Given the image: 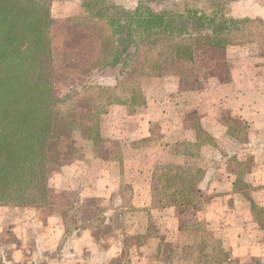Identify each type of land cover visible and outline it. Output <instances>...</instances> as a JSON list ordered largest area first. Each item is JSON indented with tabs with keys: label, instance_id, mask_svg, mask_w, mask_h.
Returning <instances> with one entry per match:
<instances>
[{
	"label": "crops",
	"instance_id": "crops-1",
	"mask_svg": "<svg viewBox=\"0 0 264 264\" xmlns=\"http://www.w3.org/2000/svg\"><path fill=\"white\" fill-rule=\"evenodd\" d=\"M73 5L62 16L79 9ZM237 46L227 49V79L212 74L204 86L193 88L176 70L155 77V86L144 84L142 104H112L100 124L108 152L89 139L64 147L61 170L50 186L70 199L49 207H0V214H7L0 218L3 226L18 233L27 228L43 244L31 250L32 259L39 251L47 258L44 264H113L128 251L131 264H176L162 257L165 244L182 254L184 225L193 230L203 223L218 226L221 251L230 259L224 264H264V216L258 212L264 210V56L230 53ZM235 125L244 128L242 135ZM169 166L201 169L194 203L164 198L157 205L153 184ZM95 199L100 208H87ZM141 212L156 214L155 233H149V217L134 219ZM105 228L118 230L109 236ZM3 244L15 262L30 252L23 239Z\"/></svg>",
	"mask_w": 264,
	"mask_h": 264
},
{
	"label": "trees",
	"instance_id": "trees-1",
	"mask_svg": "<svg viewBox=\"0 0 264 264\" xmlns=\"http://www.w3.org/2000/svg\"><path fill=\"white\" fill-rule=\"evenodd\" d=\"M52 1L0 0V206L50 205V180L61 169V145L75 129L100 148L101 117L112 104H142L145 75L169 74L177 58L192 61L202 46L222 53L232 43L230 23L238 22L220 14L222 9L207 15L88 0L87 20L80 16L73 21L92 29L95 25L94 33L74 38L77 52L87 44L78 53L93 57L80 79L90 93L59 97L54 87ZM113 70L117 83H102ZM201 178L199 168L166 167L163 183L153 184V197L189 205L200 192Z\"/></svg>",
	"mask_w": 264,
	"mask_h": 264
},
{
	"label": "rangeland",
	"instance_id": "rangeland-1",
	"mask_svg": "<svg viewBox=\"0 0 264 264\" xmlns=\"http://www.w3.org/2000/svg\"><path fill=\"white\" fill-rule=\"evenodd\" d=\"M87 1L88 0H53L51 4L48 3V5L50 4L49 8L51 10V16L52 18H54V23L51 29L53 73L55 92L59 97H62L69 93H71V95L73 96L83 97L84 95H88L90 93L88 92L90 89L85 88L84 86L85 81L80 82V79L87 63H89L93 57H89L90 54L84 55L78 53L88 49L87 47L89 46L85 44L82 48H80V50L78 49L77 52L74 44V38L79 35V37H83L88 33H94L95 25H92V29L90 27H86L85 25L77 24L75 23V21H73L80 16H82L81 18H86L87 20L88 15L91 13L86 11L87 9L84 8V4ZM111 1L119 5L121 4L123 7H126L128 9H136L139 4L143 3L157 11H174L179 13H186L187 11H201L207 13V15H212L213 11H220L222 9L223 13L220 14H225L226 18H235L236 20H238L237 23H230L231 32H229V39L230 41H232V43L229 44L226 50L222 51V53L212 52L211 49H207L206 46H202L196 50L194 55L195 57H193L194 60L191 61V57L187 58L183 56L179 57V59L177 58L174 61L170 73H175L176 70L182 71L184 74V79L187 80L185 85L188 83V86H192L193 88H200L204 86L205 82L209 80L212 74L218 75L221 79H227L229 77L231 68V62L227 58L229 57V53L227 50L229 47L232 48L233 46L239 45L236 48H233V50L230 52L233 55H238L241 57H251L253 55L262 54L264 56V0ZM215 1L218 2L217 4H220L221 7H217V5L214 6ZM62 3L68 5V8L64 6V10L72 8L74 6L73 3H76V5L79 6V9L73 14L62 16ZM55 11H57V13H55ZM206 33L210 32L208 31ZM81 49L83 50L81 51ZM96 51L92 53L95 54ZM94 71H96V69H94ZM148 74L145 75L144 79L141 82L142 87L144 84L147 86L157 85L154 79L155 77H157V75L151 73ZM116 75L117 70L109 71L103 78L102 83L116 84L119 80H116V77L118 76ZM124 87L123 85L120 86V88ZM86 103L91 104L92 102L87 101ZM80 104L85 105V103L82 102ZM236 127L241 129L239 133L240 135H242L245 131L244 128L239 126ZM70 138L71 140L69 141L68 139L63 141L61 145L62 149H65L66 147L71 149V144H74L76 147V144H79L80 141L87 139L81 129H75ZM100 148L101 150L103 149V153L108 152L107 144L105 145V147L103 144ZM72 151H74V149ZM70 156H75V152H73V154L71 152ZM61 163H63V159L61 160ZM58 173L53 174L51 178H53ZM162 183L163 179L159 181V184ZM51 188L54 190V193L51 196V203L61 204L64 203L65 200L70 199L69 195L67 197L64 192L58 191L53 187ZM72 192H70L71 195ZM198 197L199 193L194 197V199L197 200ZM163 199L164 197L162 196L156 197L157 205H159V202H162ZM194 201L192 203H194ZM50 205L47 206L49 207ZM87 206H89L87 208L94 210L100 208L98 200L96 199L89 201ZM258 212L260 218L262 219L264 216V210H258ZM6 216V213H3L2 215L0 214V218ZM155 216L156 214H154V216L150 214L149 217L146 212H141L139 214H135L134 219L136 221H140L143 219V217H149L150 222L152 223L149 231V233L151 234L155 233L158 228V224H156L157 221L154 219ZM186 220L191 221L192 217L189 216L188 218H186ZM3 225L4 224L0 222V264H31V260L32 262L39 264H44L45 262H47V258L43 257V253H40L39 251H37V254H35L33 257V259L35 260L32 259L33 255L31 254V250L36 251L38 249H41L43 248V244H38L37 241L29 234L27 228H24L25 230L23 229L21 233H18L14 229H12L13 226ZM190 226L191 225L189 224L184 225L185 231H187L184 236H186L185 239H189L191 242L188 241L187 243V240H184L186 242L182 248V254H175L172 251V247L168 243H166L164 246V252L162 254V257L165 258V260L174 261L176 264H224L225 262H230V259L227 257L228 255L226 254V252L221 251V246L219 244L220 242L218 237L216 236L220 231L218 229V226H216V229H214L209 225L207 226L203 223H200V225H198L197 228L193 230H190ZM120 227L121 226H119V228ZM109 229L110 228H105V232H107L109 236H114L115 232L118 230L117 228L114 231H110ZM16 234H21L23 238H17ZM22 239L25 241L26 246L29 247L28 249H30V252L23 257L24 260L22 259L19 262H15L11 253V249H9L3 243H7L9 244V246H12L13 244H17L18 241L22 242ZM145 239L146 237L143 236L140 238V241H143ZM208 246L211 247L209 251L212 252L199 253V250L203 249L204 247L207 250ZM133 260L134 258L133 256H131L130 252L125 251L123 256L120 259L114 261L113 264H130L133 262Z\"/></svg>",
	"mask_w": 264,
	"mask_h": 264
}]
</instances>
